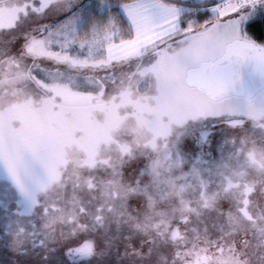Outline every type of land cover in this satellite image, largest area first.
<instances>
[{"label":"snow or ice","instance_id":"6c2138e0","mask_svg":"<svg viewBox=\"0 0 264 264\" xmlns=\"http://www.w3.org/2000/svg\"><path fill=\"white\" fill-rule=\"evenodd\" d=\"M258 22L264 0H0L10 246L41 264L118 243L140 264H264ZM220 125L239 131L217 159Z\"/></svg>","mask_w":264,"mask_h":264},{"label":"rangeland","instance_id":"374dc122","mask_svg":"<svg viewBox=\"0 0 264 264\" xmlns=\"http://www.w3.org/2000/svg\"><path fill=\"white\" fill-rule=\"evenodd\" d=\"M85 1H87V0H81V3H84ZM193 1L194 0H175V1H171V2H177V3L182 2L186 6H191V3ZM125 2H129V0H124L120 3H125ZM258 23H260V22H258ZM101 75H103V73H101ZM238 131L239 130H235V131L230 130V129H227L226 126L220 125L216 129L215 135L212 137L211 145L205 146V149H204L205 152L210 151L212 153V156L214 158L218 159L219 153L217 152V144L221 141L223 134L228 133L229 138H231L232 136L236 135ZM191 144H192L191 140L186 139L184 141V151L185 152H190L193 150L191 148ZM135 166L136 165L134 163L133 165L126 168V170L124 172L125 177H128L129 175H131L133 168ZM187 170H188V168L186 167L185 171H187ZM3 183H4L3 179L0 178V186H2ZM228 207H229V205H228L227 201H223L221 203V210L226 211L228 209ZM7 222L8 221H7V219L3 213V210L0 209V264H20L22 262L21 258L24 257L26 259V257L28 255L35 258V259L42 260L43 253H40L39 250L33 251L31 248H29L26 252L20 253L10 246L11 245V237L8 236L6 231H5V225L7 224ZM213 238H215V237H213ZM84 239H85L84 236H82L80 242L82 243ZM74 246H78V245H74ZM57 247H59V246H57ZM97 250L99 251V249H97ZM114 250H115V247H114L113 251ZM144 251L146 252L147 249H145ZM124 252H125V248L122 249V247H119V253L120 254H118V252L116 251V256H114L113 258L117 257V259L119 260L121 257H124ZM35 259H34V261H35ZM52 260H53L54 264H70V262L68 261V258L63 255L62 251H57L56 255L52 258ZM28 263L29 262H26L25 264H28ZM39 263H37V264H39ZM32 264H34V263H32ZM79 264H100V261H97L96 258H93V259H90L88 261H79Z\"/></svg>","mask_w":264,"mask_h":264},{"label":"trees","instance_id":"16d2710c","mask_svg":"<svg viewBox=\"0 0 264 264\" xmlns=\"http://www.w3.org/2000/svg\"><path fill=\"white\" fill-rule=\"evenodd\" d=\"M122 1H124V0H113V2H118V3L122 2ZM171 1H175V0H171ZM91 2H92V0H87L84 3H82V4H88V3H91ZM193 2L191 3L192 5H193ZM208 17L209 16H206V15L205 16H200L199 17V20L202 23ZM262 29H264V22H260V23H257L255 25H253V30L255 32H257L258 34L261 32ZM84 238L87 239L89 237H84ZM119 247H122V249L125 248L123 244L118 243L115 246V250L114 251H113V249H114V247H113L108 252L107 255H105L102 258H98V259L96 258V260L97 261H100V264H140L138 258H136L135 261H134V258H132V257H126V256L121 257L119 260L117 259V257L116 258H113L114 256H116V251L118 252V254H120L119 253ZM21 259H22V262H21L22 264H25L26 262H29L28 264H32V263L37 264V263L40 262L39 264H41V261H42V260H39V259H35V258H33V257L29 256V255L26 257V259L24 257H22ZM34 259H35V261H34Z\"/></svg>","mask_w":264,"mask_h":264},{"label":"crops","instance_id":"0c3cea01","mask_svg":"<svg viewBox=\"0 0 264 264\" xmlns=\"http://www.w3.org/2000/svg\"><path fill=\"white\" fill-rule=\"evenodd\" d=\"M191 6H192V4H191Z\"/></svg>","mask_w":264,"mask_h":264}]
</instances>
